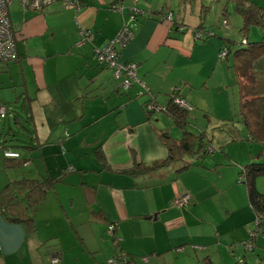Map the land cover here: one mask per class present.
Wrapping results in <instances>:
<instances>
[{
	"label": "crops",
	"instance_id": "0c3cea01",
	"mask_svg": "<svg viewBox=\"0 0 264 264\" xmlns=\"http://www.w3.org/2000/svg\"><path fill=\"white\" fill-rule=\"evenodd\" d=\"M14 1L8 5L7 14L16 57L0 61V103L5 104L4 88H18L17 96L23 94L21 106L28 113L30 127L25 132L28 130L31 146L24 147L29 154L22 153L7 141L14 137V129L8 124L4 132L0 127V189L13 178L43 175L42 167L47 172L44 175H50L45 157L56 153L77 157L92 150L100 166L88 169L89 165L80 160L70 161L60 170L62 179L50 187L35 212V231L25 232L22 252L3 253L0 249V264H105L112 254L129 258L132 264H188L186 256H180L188 242L195 256H202L201 264H238L240 257L245 264H250L249 260L264 264L263 231L256 229L251 236L256 227L254 212L245 185L238 180L240 168L252 159L260 144L251 142L244 125L231 117L233 108L226 88L232 71L229 60L218 55L226 38L236 40L235 31L241 23L233 3L77 0V6H69L55 0L41 9L18 5L11 9ZM254 1L264 6V0ZM118 4L120 8H116ZM133 5L146 13L128 20L133 36L117 46V60L136 61V75L143 85L133 81L121 89L112 69L98 62L93 48L130 18L129 7ZM167 13L172 15L170 21L165 18ZM77 25L93 30L94 40L77 45ZM208 28L214 33L206 34ZM256 68L264 69V55L257 59ZM141 88L146 90L140 92ZM173 88H179L195 109L203 111L204 128L190 123L188 111L187 123L180 127L167 111L145 109V102L150 100L167 103ZM161 111L179 129V136L153 118ZM99 123L91 143L80 140L87 127ZM215 127L221 130L216 144L221 141L220 146L225 147L219 146L224 154L212 155L216 159L213 166L203 164L206 156L199 160L187 156L185 160H193L187 168H180L182 159L146 172L127 170L136 163L150 164L167 156L163 130L178 138L184 130H205L211 136ZM3 149L18 151L19 155L6 156ZM20 158H27L24 165L40 160L34 165L39 173L33 174L30 167L12 175L9 171L20 167ZM193 163L197 164L191 170ZM168 174H174L175 180L171 182ZM176 180H182V186L164 195L161 190ZM206 188L213 195L227 194L228 201L220 206L222 213L213 215L203 209L199 219L189 221L185 214L194 212L196 205L188 209L168 204L176 190L189 194L186 205L191 198L199 204ZM163 211L168 216L155 231ZM109 222L114 223V229L108 231L111 239L107 241L104 228ZM249 239L251 247L246 246ZM197 245L200 248L196 250ZM53 255H57L56 262L51 260Z\"/></svg>",
	"mask_w": 264,
	"mask_h": 264
},
{
	"label": "trees",
	"instance_id": "16d2710c",
	"mask_svg": "<svg viewBox=\"0 0 264 264\" xmlns=\"http://www.w3.org/2000/svg\"><path fill=\"white\" fill-rule=\"evenodd\" d=\"M74 1L76 2L75 6H77V0ZM230 1L233 3L234 10L241 17V23L237 28L241 37L240 41L226 38L218 49V53L223 49L225 54L218 55L220 58L228 59L230 57L229 67L232 71V84L237 89V101L231 117H236L244 125L248 134L247 137L251 142L260 144L258 150L253 153L252 159L240 168L238 180L245 185L249 204L254 212L255 226L262 228L263 231L264 193L258 190L255 181L259 175L264 174V69L256 68L257 59L264 55V6L254 0ZM253 26L259 27L262 34L259 39L249 40L248 32ZM205 33L213 34L214 30L208 28ZM174 95H181L176 88L169 93L167 103L153 102L160 104L162 107L159 110L170 113L174 122L183 127L187 123L186 117L189 108L174 103ZM144 105L145 109L148 110L146 102ZM219 127L222 128V124ZM161 137L168 147L167 156L150 164L136 163L127 170L134 174L146 172L157 166L182 159L183 164L180 168H187L193 161L189 159L190 157L185 160L187 156L199 160L210 153L211 149H214V147H210L212 138L205 130L200 132L184 130L178 138L172 137L166 130H163ZM14 145L31 146L29 142L15 143ZM98 156L102 157L101 154ZM26 160L27 158H20L17 164H22ZM62 176V173H58L38 177L22 176L8 180L0 189V214L8 222H20L26 233L35 231V212L42 203L46 192L54 183L61 180ZM117 255L119 261L124 260V264H132L129 258H123L120 254ZM237 262L238 264H245L241 257L238 258Z\"/></svg>",
	"mask_w": 264,
	"mask_h": 264
},
{
	"label": "rangeland",
	"instance_id": "374dc122",
	"mask_svg": "<svg viewBox=\"0 0 264 264\" xmlns=\"http://www.w3.org/2000/svg\"><path fill=\"white\" fill-rule=\"evenodd\" d=\"M17 1L15 0L13 2V4L11 5V9H13L14 5L21 6V4L19 3L20 4L19 5L17 3ZM235 34H236L235 39L237 41H240V37H241L240 33L238 31H235ZM261 34H262V30L259 27H257V26H253V27H251L250 31L248 32V36L247 37H248L249 40H251V39H259L261 37ZM77 39H78V35H77ZM228 60H229V63H230V57H228ZM121 89H125V88L121 87ZM173 89H175V88H173ZM145 90H146V88H141L140 92L145 91ZM176 90L178 91L179 88H176ZM226 90L228 91V96H229V100L231 102L232 108H234L235 104H236V101H237V89L232 84V81L227 85ZM3 91H5V95H3L2 98L5 100V104L4 105L6 106V111H5L6 113H5V117L0 118V127H4L5 128L4 132L8 131L7 130V127H8L7 125L8 124L14 129L13 136L15 138L10 136L9 139L7 140L8 142H11V143H14V144L15 143L19 144V143H24V142L26 143V142H28L29 138L27 136L28 130H27V132H25V128L29 129L30 125L28 124V113H27V110L23 109L22 106H21L22 102H23V99H22L23 94H21L20 96H17L19 94L18 88H4ZM16 97L18 99H16ZM188 108H189L188 109V118L191 121L190 123L197 129H201V128H198V127L204 128L205 127L204 124L206 122V119L203 116V111H199V110L195 109L194 106L189 101H188ZM156 111H157V109H156ZM156 113H158V114L154 113L153 118L154 119L158 118V123H159L160 126H169L172 129L171 130V134L178 135V136L180 135L179 129L172 124V121H171L169 116H167L163 111L156 112ZM190 115H192V117H190ZM16 121H19V122L16 123ZM201 122H202V124H201ZM100 126H101V123L94 124V125H91V126L87 127L83 131V133H81L80 140L83 139V141L85 143L86 142L87 143H91V140L93 138L97 137V136H94L92 134L94 133V131L100 129ZM209 128H210V126H209ZM220 131L221 130L219 128L217 129V127L211 129V138H212L211 139V141H212L211 145H212V147H214L216 149H215L214 152H210V153L205 155L206 157H204L203 164H208L210 166H213L214 161H216V159L212 155L215 154V153L216 154H224L219 149L221 141L218 142L219 144H216L217 140H218V136H219L218 134H219ZM229 144L230 143H227L226 145H229ZM86 146H87L88 149L90 148V145L88 146V144H87ZM18 147H19L20 150H22V153H26V154L30 153L28 149H24V147H21V146H18ZM224 147H225V145L220 146V148H224ZM53 155L54 154L45 157V159L47 160V163H48V171H49L48 174H50V175H56L58 172H60V170L62 172L64 169H66V166L69 165L70 161L78 162V161L81 160V161H83V162H85V163H87L89 165L88 169H96V168H98L100 166V162L96 160L92 150H88L85 153L83 152L80 156H77V157H72L70 155H67L65 157V156H63L61 154H58V153H56V156H53ZM33 159H38V157L33 158ZM229 161H230V159H229ZM35 162L36 163H31L29 165L21 164L19 168H14V170H10L9 172L12 175L14 173H16L17 175H20L21 174L20 171L23 170V172H24V171H26V169L32 167L33 168L32 173L33 174H37L39 172H38V169L34 167V165L38 164V162H40V160H36ZM194 164H197V163L191 164V166L189 167L191 170L193 168H195ZM56 166L58 167V169H56ZM41 171H42L43 175L47 173L43 167H42ZM65 171H66L65 174H67L68 170H65ZM91 173H92V170H89L88 174H91ZM65 174H64V176H65ZM174 177H175L174 174H168V179L171 182H172V180L173 181L175 180V179H172ZM255 183H256V187L258 188V190L264 193V174L263 175H259L256 178ZM171 184H172L171 186H169V187L165 186L161 190V192H163L164 195L166 194L167 191H169V193H170V190L173 191L175 189V187L177 188L179 186V188H180L182 186V180H176L174 182V184L173 183H171ZM221 184H222V181H219V188H220ZM177 191L178 190L175 191V193H176L175 197L173 199H170L168 204L171 205V206H175L176 208L177 207H180V208L183 207V208H188V209L193 207L194 205H196V207H195L196 210L194 212H187L185 214V217L188 218L189 221L190 220L194 221V219H199L198 213H200V211L203 210V209H206L209 212H212L213 215H217L218 213H222V211H224V210L221 209L220 206L223 203H226V201H228L226 193L221 192V193H215V195H213L214 192L213 191L210 192L211 190L206 188L205 194H203L202 198H199L200 201H201L199 204H197V202H194L192 198H191L192 202L189 205H186L190 201L189 198L183 204H176V203H174L175 198L180 196V195H182L183 193H186L185 192L186 190H183V191H180V192H177ZM167 208H165V209H167ZM169 208L171 209V208H174V207H169ZM167 213L168 212H165V211L161 212L160 220L153 227L155 229V231H157L159 228H161L164 217L168 216ZM204 217H206V216H204ZM254 223H255V220H254ZM145 228H147L148 230L151 229V227H149V226H147ZM192 228L195 229V226L192 225ZM104 230L106 232L105 236H107L105 239H107V241H108V239H111V236H109V234H108L109 232H108L107 229L104 228ZM260 237H264V230H263V233L260 234ZM263 242H264V240H263ZM183 246H185L187 249H186V252H184V253L181 252L180 256L183 257V258H185V256H186V258H187L186 259V261H187L186 263H188V264H201L203 262L202 256H200V257L195 256V252L192 249L193 246H192L191 243H189V242L185 243ZM198 248H200V245L196 246V250ZM199 254H200V252H199ZM197 258L200 260V262H198ZM141 259H143V258H141ZM249 263L250 264H254V262L252 263V261H250V260H249Z\"/></svg>",
	"mask_w": 264,
	"mask_h": 264
},
{
	"label": "built area",
	"instance_id": "2783aa9c",
	"mask_svg": "<svg viewBox=\"0 0 264 264\" xmlns=\"http://www.w3.org/2000/svg\"><path fill=\"white\" fill-rule=\"evenodd\" d=\"M13 0H0V61L11 60L16 57V48L14 42V35L10 27L9 18L7 14L8 5ZM55 0H18L21 6L25 9H41L44 6L50 4ZM66 5L72 6L76 2L74 0H61ZM121 5H116V8H120ZM146 11L142 8H139L135 5L129 7V17L125 20L121 26L117 29L115 34L107 39L102 45L94 46V53L98 62L103 63L109 66L112 69V74L119 81V86L127 88L133 81L140 82L142 81L137 77L135 67L136 61L127 60V61H118L117 60V46L124 45L131 37L133 36V30L128 24V20L135 18L136 15L145 14ZM167 20L172 19L171 13L165 15ZM222 23L226 24V19H222ZM77 45H82L87 42H91L95 38V32L88 27L77 25ZM220 56L225 54V50H221L218 53ZM174 103L177 105L188 109V101L185 97L181 95H174ZM162 106L160 104L154 103L153 101L146 102V108L148 110H159ZM6 111V106L3 103H0V116H3ZM4 155L6 156H17L18 152L4 149ZM189 194L183 193L182 195L175 198L174 203L183 204L188 200ZM256 223H258L256 221ZM114 229V223H109L107 225V230L112 232ZM256 229H262L260 227H255L251 232V236L256 233ZM246 246L251 247V241L246 242ZM51 260L53 262L57 261V255H53ZM119 256L117 254L110 255L105 264H119Z\"/></svg>",
	"mask_w": 264,
	"mask_h": 264
},
{
	"label": "water",
	"instance_id": "95a60500",
	"mask_svg": "<svg viewBox=\"0 0 264 264\" xmlns=\"http://www.w3.org/2000/svg\"><path fill=\"white\" fill-rule=\"evenodd\" d=\"M24 237L25 229L20 222H8L0 214V249L3 253H21Z\"/></svg>",
	"mask_w": 264,
	"mask_h": 264
}]
</instances>
